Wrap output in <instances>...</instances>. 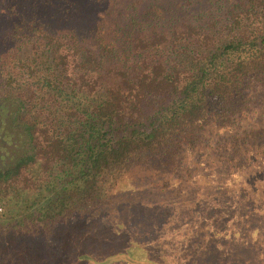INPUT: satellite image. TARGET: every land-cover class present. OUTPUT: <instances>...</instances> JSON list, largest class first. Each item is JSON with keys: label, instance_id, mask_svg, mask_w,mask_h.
Segmentation results:
<instances>
[{"label": "trees", "instance_id": "obj_1", "mask_svg": "<svg viewBox=\"0 0 264 264\" xmlns=\"http://www.w3.org/2000/svg\"><path fill=\"white\" fill-rule=\"evenodd\" d=\"M137 3L0 0V245L264 264V0Z\"/></svg>", "mask_w": 264, "mask_h": 264}, {"label": "rangeland", "instance_id": "obj_2", "mask_svg": "<svg viewBox=\"0 0 264 264\" xmlns=\"http://www.w3.org/2000/svg\"><path fill=\"white\" fill-rule=\"evenodd\" d=\"M56 1V0H54ZM59 2H62V0H58ZM78 1V3L80 4V6L82 7L83 11H84V15H81L78 17V15H74V17L72 18V21H76L77 23L79 22V24L84 25V22H88L91 20L90 18V14H93V19L94 18H98V22L103 19L104 23L107 25L108 28H112L114 26L115 21H119V18L122 17L125 18L131 11L130 6H132V3H137V1H139L137 4L139 5V9L144 8L146 6V4L149 1H155V0H106L104 3L101 4V6H97V8H95L92 12V9L89 10L91 4H94V0H76ZM141 1V3H140ZM160 1L162 3H164L165 5H168V3H170L171 1L173 2V5L176 4V2H182L183 0H157ZM195 1V0H193ZM84 2L89 4V8L87 10L86 6L83 5ZM25 3H27L25 1ZM96 5V3H95ZM129 5V6H128ZM87 10V11H86ZM179 13V12H178ZM92 16V15H91ZM151 180H154L152 177H149L148 175L143 176L142 178V182L145 183H149ZM144 191L141 192V196L142 197H148L147 192L149 191V189L153 186L151 185H144ZM151 197H162L163 198V194L161 191L156 192V193H151ZM122 199L124 198L123 195H121L120 197H116L115 199ZM114 199V200H115ZM0 201L3 202V207L2 210L5 206V200L3 198H0ZM1 210V211H2ZM0 211V212H1ZM84 243H88L90 245H93L94 239L92 237H84L83 238ZM104 245V246H108ZM103 246V247H104ZM102 247H98L96 249H92L91 251L95 252L99 249H101ZM7 251L4 250L3 246L0 245V264H66L63 261L60 260L59 257H54L56 256L55 254H49L47 255L46 250L41 249L40 252H44L45 254H42L41 256H38L34 253H30V256L28 254V257H25L23 259H21L19 256H17V254H21L19 252V249L17 250H12V252L6 253ZM2 253V254H1ZM7 255L9 256V258H11L10 261H5L4 257H7ZM22 256V255H21Z\"/></svg>", "mask_w": 264, "mask_h": 264}, {"label": "built area", "instance_id": "obj_3", "mask_svg": "<svg viewBox=\"0 0 264 264\" xmlns=\"http://www.w3.org/2000/svg\"><path fill=\"white\" fill-rule=\"evenodd\" d=\"M2 207H3V202L0 201V211L2 210Z\"/></svg>", "mask_w": 264, "mask_h": 264}]
</instances>
